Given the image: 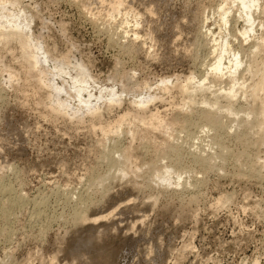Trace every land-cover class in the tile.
<instances>
[{
  "label": "rangeland",
  "instance_id": "rangeland-1",
  "mask_svg": "<svg viewBox=\"0 0 264 264\" xmlns=\"http://www.w3.org/2000/svg\"><path fill=\"white\" fill-rule=\"evenodd\" d=\"M121 1L110 16V0H0L2 12L24 14L30 40L46 52L44 76L62 87L57 95L34 88L16 44L1 45L0 183L9 190L0 193V264H264V144L240 155L258 133L249 129L242 139L243 123L220 115L228 135L218 138L229 156L214 157L215 132H200L198 112L185 127L186 113L210 107L182 89L206 71L212 88L232 83L228 73L208 70L212 41L226 37L257 60L254 73L244 58L235 75L255 85L264 49L246 46L264 43V0L245 40L238 0H226V24L223 0ZM76 76L93 102L101 95L94 112L79 102ZM108 89L117 102L106 101ZM237 95L241 117L250 101ZM146 96V105L132 102ZM56 98L67 101V113L50 109ZM117 118L116 130L100 128ZM199 153L212 156V168L192 162ZM168 165L185 167L181 177Z\"/></svg>",
  "mask_w": 264,
  "mask_h": 264
},
{
  "label": "bare ground",
  "instance_id": "bare-ground-1",
  "mask_svg": "<svg viewBox=\"0 0 264 264\" xmlns=\"http://www.w3.org/2000/svg\"><path fill=\"white\" fill-rule=\"evenodd\" d=\"M110 1H112L110 6H109L110 7V16H112V14L114 12H117L119 10L122 1L121 0H110ZM232 1H236V0H232ZM238 1L240 3V7H238L236 14H238L239 17L242 18L245 23H248L247 27L240 28L238 30L242 39L245 40V39H248L249 34L252 35V33H254V31L256 30L255 25H254V13L260 7V2H259V0H238ZM226 3H228V2L226 0H223L219 9H218V10H220V16L222 19V24H226L228 21L227 15L229 12V10H228L229 7L228 6L225 7ZM233 3L234 2H232V4ZM262 7H263V5H262ZM3 9H5V5L2 4L1 10H0V47H1V45L7 44L8 41H13L19 49V54H20L21 61H22L21 65L23 68L21 71L24 75V78L31 80L33 82V85H35L34 88L39 89L41 87H47L48 92L50 94L54 93L53 95H55V94L57 95V93H59L62 90V87H60L59 85L54 83L53 82L54 80L52 78H48V77L44 76L46 70L43 68H40L39 64H41L40 62L45 60L46 52L44 51L45 49L39 44V42L30 40V37H29L30 33H28V30H29L28 29V22L25 20L24 14L21 12H18V13L14 12L13 13L12 11L10 13V12H8L9 10L7 12H2ZM259 25L264 27V23H260ZM230 36L235 37V34H232ZM227 38L228 37H226L225 39H222V40L216 39V41H212V43H217V44H216V47H214V49L212 51L213 54L215 53V56H214L213 61L211 63H209L208 70L210 73H213L215 75L220 76V78L223 77L224 74L228 73L229 76L232 77V83L230 85H227V86L221 85V86L212 88V86H213L212 81L205 82L206 80H208V77L206 76V73H207V71H206L197 80H194V77L190 75L188 77V79L186 80V82L182 85V89L184 91H187L189 93V95H193L195 92L200 93L201 97H202V101L201 100L200 101L203 104H207L210 108L213 106H218L217 111L210 109V108H201V109H197V110H190L188 112V114L186 113L185 127L187 129V126L189 124V122H187V121H190L189 120L191 118L190 115H193V113L198 112V119L201 122H203V124L200 125V127H199L200 132L201 131L204 132V130L206 132V129L208 131H209V129L214 130V132H215L213 134L214 137H212L210 139L214 145L218 146L219 152L217 154L215 153L213 155H214V157L219 156V158H221L223 160L227 159L226 157L229 156V153H226L225 150H223L224 144H222L223 142H222L221 138H218V137H221L220 135H222V133L227 134L228 125H226L225 121H223V119L220 118L221 117L220 115H223V116L233 115V116H235V118L233 117L235 126L238 125L237 124L238 122L243 123L244 129H243V133H242V139L245 138L246 135L249 133V132L247 133V130H249V129L252 131L254 128L255 129L254 131L256 133H258V136L255 138V140H249V142L246 143V145L244 146V149L240 152V155H244V157L249 155L248 151L246 149H247V147L249 148L250 145H252V144H255V143L262 144V145L264 144V102L260 101V103H259L257 101V98L259 96V92L264 93V69L261 70V72L259 74L260 78L255 82V85L254 84L252 85L251 89H249L247 87V85L245 84V82L243 80L236 79L235 75L237 73L238 68L243 64L244 58L246 60L247 69L252 73H254L256 71L255 64H256L257 60H255V59L252 60V59L246 58L245 57L246 54L244 52L243 45L241 43H239L238 45L233 46L231 44L230 40L228 41ZM253 39H255V38H253ZM258 39H264V38L259 37ZM260 41L257 39L253 40V42L246 47L248 49H250L251 52L258 51L260 47H261V49H264V43H262ZM258 62L261 63L262 61H258ZM79 67H81V65H79ZM57 70L59 71V73H62V74L64 73V70L62 68H58ZM80 70L82 73H84V70L82 67L80 68ZM71 80H72V83L74 85L77 84V87H74V88L76 91V95L79 98V102L84 103V105L87 107L88 112H94L98 108L96 99H99L101 97V95L96 96V98L94 99L95 101L93 102L90 99V97L93 95L87 91L88 87H89V86L87 87L88 82L86 80L79 78L78 76L71 78ZM166 82L163 81L161 83L162 84L161 86H163V88L168 87V84ZM80 83H82V84L80 85ZM207 89L209 91L210 97H207V95H205L206 93H204V91H207ZM82 91H87V98L82 97ZM238 93H240L241 96L242 95L246 96L247 99L250 101L249 105L247 104L246 105L247 107L245 108V110H243L244 111L243 112L244 117L243 116L240 117V113H239V111L241 110L240 107H242V106H238L239 104L237 105V103L235 102V101H237V97L239 96V95H237ZM116 97H118V94H116L113 89L107 90L106 101L117 102L119 99H117ZM147 98H148V96H146L144 98L135 99L132 102L137 104V105H140V106L146 105ZM233 98H235V99H233ZM242 98H244V97H242ZM222 100L224 101L223 103H221ZM67 106H68V103L66 100H59L58 98H56V104L53 107H50V109L52 111H56V112H60V113H67L66 112V110L68 108ZM72 111H74V110H72ZM72 113L73 112H71V114ZM74 113H75V111H74ZM250 115H251V117H250ZM68 116H69V114H68ZM73 116H75V115H73ZM118 122L120 125V119L117 118L115 120L114 125H112V126L108 125L106 127L102 126L100 128L104 131L105 130L106 131H113V130H116L118 128ZM198 132H199V130H198ZM234 136H235V138H239L238 135H234ZM194 137L199 139V137L197 135H194ZM252 142H254V143H252ZM254 147H255V145H254ZM250 160H252V159H250ZM211 161H212V156L204 157V156H201L199 153V154H196L194 156L192 162H194V163L199 162L200 166L203 163L205 168L210 169L213 166ZM247 166H248V169L254 170V166H256V165L253 162H251V164H249ZM184 168L185 167H183V166H177V167H173L172 165L166 166V169H168L170 171L169 173H175L178 175V177H181L180 174ZM205 168H204V170H207ZM119 170L121 173L124 170H127V165H125L123 163V166ZM166 180L168 181L169 177H167ZM177 184L179 185L180 182H177ZM7 190H9V188H7L3 183H0V193L1 194L6 193L5 195H7L8 194ZM10 191H11V189H10ZM10 191H9V193H10ZM3 194H2V197H3ZM8 197L11 198V196H8ZM14 199L15 198H13V200ZM8 200H9V198H8ZM13 200H12V202H14ZM6 201L7 200L5 199V202ZM2 202H4L3 199H2ZM15 202H16V200H15ZM7 203H8V201H7ZM1 204H3V203H1ZM4 205H5V203H4ZM11 205H13V203H11ZM32 211H34V210H32ZM50 264H52V263H50Z\"/></svg>",
  "mask_w": 264,
  "mask_h": 264
}]
</instances>
